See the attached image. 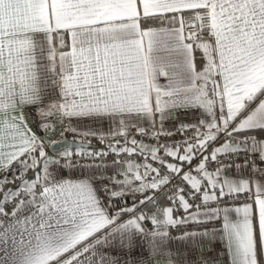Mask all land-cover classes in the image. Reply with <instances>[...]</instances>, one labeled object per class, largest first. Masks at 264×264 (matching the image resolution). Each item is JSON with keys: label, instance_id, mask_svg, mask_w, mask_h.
Returning <instances> with one entry per match:
<instances>
[{"label": "snow or ice", "instance_id": "6c2138e0", "mask_svg": "<svg viewBox=\"0 0 264 264\" xmlns=\"http://www.w3.org/2000/svg\"><path fill=\"white\" fill-rule=\"evenodd\" d=\"M213 221L264 264V0H0V264H193Z\"/></svg>", "mask_w": 264, "mask_h": 264}, {"label": "crops", "instance_id": "0c3cea01", "mask_svg": "<svg viewBox=\"0 0 264 264\" xmlns=\"http://www.w3.org/2000/svg\"><path fill=\"white\" fill-rule=\"evenodd\" d=\"M196 65L199 69L202 64V56L201 53L197 52L196 54ZM198 57H201V59H197ZM164 83L165 81H161ZM31 107V106H30ZM29 114L28 109L25 110V115L27 116ZM200 116L199 110H188L187 112L181 110L179 114L173 113L165 122V127L172 128L173 125H178L179 123H196L197 119ZM89 122L85 121L82 122L79 126L81 129L85 128ZM65 127L67 126V121L65 122ZM73 126H76L73 124ZM29 127H32L33 131H36L35 124L29 120ZM61 131V125L56 124L55 125V131L49 132L48 135L45 137L46 141L48 139H54L56 141L61 140L64 137H67L69 139L73 140H80L82 141L83 138L80 136H74L73 133L65 132L63 136L60 135ZM43 134V133H41ZM50 144H46V151L51 156V154L48 151V146ZM73 150V149H72ZM169 162H171V158H169ZM109 165V168L107 170L108 175H115L117 171H123V168L116 169L114 166H112V163H107ZM87 170H80V169H63L61 172V175H63L65 178H71V179H77L82 178L84 175H87ZM31 175V173H29ZM225 175H233V173L226 171ZM11 187V185H9ZM166 206V205H165ZM222 228L220 230H216V234L214 236L210 235L207 237L202 244L194 247H190L188 252L185 253V255L193 261V264H200L202 261H207V264H230V257L228 256L226 242L224 239H222ZM183 250V246H177L175 244L170 245L168 249H165L162 253H148L144 259L146 261V264H167L168 261V254L169 251L172 252V254L175 256L176 259H180V252Z\"/></svg>", "mask_w": 264, "mask_h": 264}, {"label": "built area", "instance_id": "2783aa9c", "mask_svg": "<svg viewBox=\"0 0 264 264\" xmlns=\"http://www.w3.org/2000/svg\"><path fill=\"white\" fill-rule=\"evenodd\" d=\"M188 134H189V135L191 134L190 131H189ZM181 139H182V135L179 134V133H177L175 136L171 137V138L169 139L168 142H169V144H171L173 141H177V142H179V141H181ZM145 142H146V143H149V141H145ZM105 145H106V144H105ZM105 147H106V146H105ZM105 147L93 148V149L99 150V149H101V148H105ZM73 151H75V149H73ZM161 155H162V153H161ZM74 159H76V157H74ZM112 159H113V156H112V155H109L108 157H106V162H107V163H112ZM131 159H133L134 161H137V162H141V158L138 157V156H133V157H131ZM149 162H152V161H149ZM62 163H63V161H62ZM152 163H153L154 166H155V162H152ZM194 163H195V161H194ZM174 183H175V182H174ZM131 202H132V200H131V198L129 197L128 200H127V203L131 204ZM239 202H240V203H243V202H244V196H241V197H240V201H239ZM163 203H165V205L168 206V202H167L166 200H161V201H160L161 206H165V205H163ZM182 212H183V210L180 209V210L177 211L176 215H180ZM213 224L215 225L216 230H220V229L222 228L221 223H220V222H215V221L210 222L209 227H211ZM182 227H189V226H181V228H182ZM171 231H172V233L175 235V234H177V231H178V230H177V229H171Z\"/></svg>", "mask_w": 264, "mask_h": 264}, {"label": "water", "instance_id": "95a60500", "mask_svg": "<svg viewBox=\"0 0 264 264\" xmlns=\"http://www.w3.org/2000/svg\"><path fill=\"white\" fill-rule=\"evenodd\" d=\"M57 142L58 143L56 145H49L48 146V151L51 154H55L57 152V149L61 147V144H64V145L70 147L71 149H76L81 141L80 140H73V139H69L67 137H64L61 140H58ZM84 144H85V147L88 146L86 141H84Z\"/></svg>", "mask_w": 264, "mask_h": 264}, {"label": "trees", "instance_id": "16d2710c", "mask_svg": "<svg viewBox=\"0 0 264 264\" xmlns=\"http://www.w3.org/2000/svg\"><path fill=\"white\" fill-rule=\"evenodd\" d=\"M198 60L201 59V57H198L197 58ZM106 145L105 144H100L98 140H95L93 139L92 140V144H91V147H95V148H100V147H105ZM163 205H165V203H163Z\"/></svg>", "mask_w": 264, "mask_h": 264}, {"label": "rangeland", "instance_id": "374dc122", "mask_svg": "<svg viewBox=\"0 0 264 264\" xmlns=\"http://www.w3.org/2000/svg\"><path fill=\"white\" fill-rule=\"evenodd\" d=\"M93 148H95V147H93Z\"/></svg>", "mask_w": 264, "mask_h": 264}]
</instances>
